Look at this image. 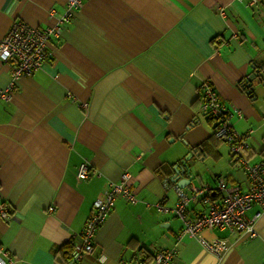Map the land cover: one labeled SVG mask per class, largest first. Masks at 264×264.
<instances>
[{"label": "crops", "instance_id": "1", "mask_svg": "<svg viewBox=\"0 0 264 264\" xmlns=\"http://www.w3.org/2000/svg\"><path fill=\"white\" fill-rule=\"evenodd\" d=\"M66 1L0 0V39L15 21L51 26ZM263 61L264 0H83L50 38L44 66L0 98V212L7 214L0 257L65 264L93 202L127 172L137 201H114L79 264H146L162 247L176 249L175 264H264V211L253 237L202 230L208 240L227 238L216 256L179 236L182 220L155 207L174 206V190L162 183L176 184L183 165L182 190L205 186L209 198H190L187 217L222 200L219 176L246 189L243 169L202 109L200 84H211L234 131H250L246 156L255 162L264 154V88L249 91L245 82ZM10 70L0 60V89ZM84 161L88 176L78 180ZM258 209L252 204L246 217Z\"/></svg>", "mask_w": 264, "mask_h": 264}, {"label": "built area", "instance_id": "2", "mask_svg": "<svg viewBox=\"0 0 264 264\" xmlns=\"http://www.w3.org/2000/svg\"><path fill=\"white\" fill-rule=\"evenodd\" d=\"M257 1L250 0L252 3ZM82 4L83 0H67L65 9L56 22L45 28L31 26L22 21L13 22L0 39V60L11 65L10 82L6 88L0 89V98L8 99L20 78L30 76L44 66L50 56V38L59 34L61 25L68 22ZM200 89L203 97L202 109L215 121V135L228 143L230 160L239 164L243 169L247 180L246 189L240 191L237 185L227 184L225 179L219 176L216 178V187L223 193L222 200L211 202L206 213L187 217L186 208L190 198L202 195L203 200L207 201L209 199L207 188L205 186L192 187L191 194L187 195L176 184L164 180L163 188L166 190L171 187L174 190L176 202L171 208L165 207L160 202L156 203L155 207L158 211H170L182 220L183 225L179 236L195 237L205 250L221 256L229 247L227 238L215 237L208 240L202 237L201 232L205 228H220L230 232H244L250 237L256 235L254 221L264 211V154L259 160L249 162L246 153L250 149L248 141L250 131L238 133L233 130L229 122L231 112L219 100L208 81L204 80L200 84ZM88 168L85 161L79 164L76 175L78 180H83L88 176ZM128 178L129 174L123 172L121 180L118 183H109L102 191V195L93 202L91 212L78 234V246L72 250L65 264H79L84 255L92 252L94 236L107 218L116 199L123 198L129 203L137 201L127 183ZM252 204L258 205L259 209L252 218H248L245 211ZM0 215L6 217V210H1ZM175 260L176 249L162 247L153 252L150 261L146 264H175ZM11 263L12 260L4 261L0 257V264Z\"/></svg>", "mask_w": 264, "mask_h": 264}, {"label": "water", "instance_id": "3", "mask_svg": "<svg viewBox=\"0 0 264 264\" xmlns=\"http://www.w3.org/2000/svg\"><path fill=\"white\" fill-rule=\"evenodd\" d=\"M253 80L255 81V83H253ZM245 85L249 88V91L250 89L253 90L255 85H261L264 88V61L261 64L255 66L254 71L247 78ZM184 169V165L175 168L176 178L174 179V181H176V185L180 188L188 184V179H181L178 177L179 172L182 173ZM188 170L189 169L187 168V171Z\"/></svg>", "mask_w": 264, "mask_h": 264}, {"label": "trees", "instance_id": "4", "mask_svg": "<svg viewBox=\"0 0 264 264\" xmlns=\"http://www.w3.org/2000/svg\"><path fill=\"white\" fill-rule=\"evenodd\" d=\"M218 138H219V137H218ZM220 139H221V138H220ZM68 248H69V250L67 251V253H69V254H68V255L66 254L67 256L65 257V262L68 261V259H69L70 256H71L70 254H71V252H72V248H71V246L68 247ZM149 261H150V260H149Z\"/></svg>", "mask_w": 264, "mask_h": 264}, {"label": "rangeland", "instance_id": "5", "mask_svg": "<svg viewBox=\"0 0 264 264\" xmlns=\"http://www.w3.org/2000/svg\"><path fill=\"white\" fill-rule=\"evenodd\" d=\"M229 148V147H228Z\"/></svg>", "mask_w": 264, "mask_h": 264}]
</instances>
